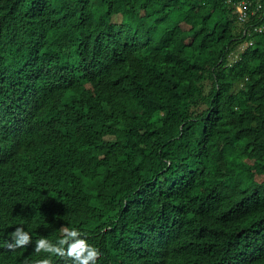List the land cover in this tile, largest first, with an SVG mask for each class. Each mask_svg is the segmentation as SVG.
Segmentation results:
<instances>
[{"label": "trees", "instance_id": "obj_1", "mask_svg": "<svg viewBox=\"0 0 264 264\" xmlns=\"http://www.w3.org/2000/svg\"><path fill=\"white\" fill-rule=\"evenodd\" d=\"M64 228L97 264H264V0H0V264H72L34 250Z\"/></svg>", "mask_w": 264, "mask_h": 264}, {"label": "clouds", "instance_id": "obj_2", "mask_svg": "<svg viewBox=\"0 0 264 264\" xmlns=\"http://www.w3.org/2000/svg\"><path fill=\"white\" fill-rule=\"evenodd\" d=\"M81 233L78 229H63V238L56 244L49 240L41 238L35 242L36 253H48L62 258L71 259L72 264H97V260L102 253L92 245H89L85 239L80 238ZM32 243V237L22 226H18L12 233L11 240L6 244L10 251L17 248L28 247ZM66 246V247H65ZM37 264H51V260L46 258L37 261Z\"/></svg>", "mask_w": 264, "mask_h": 264}, {"label": "built area", "instance_id": "obj_3", "mask_svg": "<svg viewBox=\"0 0 264 264\" xmlns=\"http://www.w3.org/2000/svg\"><path fill=\"white\" fill-rule=\"evenodd\" d=\"M239 10H240L241 12H244V10H245V7H244V6H243V7H242V6H240V7H239Z\"/></svg>", "mask_w": 264, "mask_h": 264}]
</instances>
